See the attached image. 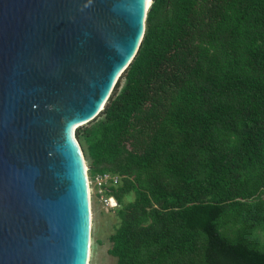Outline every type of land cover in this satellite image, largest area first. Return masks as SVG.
<instances>
[{"label":"trees","instance_id":"16d2710c","mask_svg":"<svg viewBox=\"0 0 264 264\" xmlns=\"http://www.w3.org/2000/svg\"><path fill=\"white\" fill-rule=\"evenodd\" d=\"M101 115L117 264H264V0H153Z\"/></svg>","mask_w":264,"mask_h":264},{"label":"water","instance_id":"95a60500","mask_svg":"<svg viewBox=\"0 0 264 264\" xmlns=\"http://www.w3.org/2000/svg\"><path fill=\"white\" fill-rule=\"evenodd\" d=\"M147 3L0 0V264L88 263L76 130L105 110L136 57Z\"/></svg>","mask_w":264,"mask_h":264},{"label":"rangeland","instance_id":"374dc122","mask_svg":"<svg viewBox=\"0 0 264 264\" xmlns=\"http://www.w3.org/2000/svg\"><path fill=\"white\" fill-rule=\"evenodd\" d=\"M104 116H98L91 123L84 125L79 129V132L82 137L85 136V133L92 131L98 123L103 120ZM81 148L84 150L87 148L84 139H81ZM85 156V152H84ZM86 164L88 167V177L89 183L92 181L90 178V166L89 160L85 156ZM91 189V209H92V243H91V255H90V264H117V260L108 254V250L111 247V243L109 238L112 234H114L115 230L120 225V220L117 216V209L110 210L105 207L102 198V191L94 185L90 184ZM264 198V196H263ZM135 197L133 194L126 197V202L134 201ZM262 240H264V235H261Z\"/></svg>","mask_w":264,"mask_h":264},{"label":"built area","instance_id":"2783aa9c","mask_svg":"<svg viewBox=\"0 0 264 264\" xmlns=\"http://www.w3.org/2000/svg\"><path fill=\"white\" fill-rule=\"evenodd\" d=\"M89 180V179H88ZM91 185L96 186L97 188H99L102 193L105 190L113 185H117L120 183L121 179L118 176H114L112 174H96L93 178H91ZM101 201L103 202V204L105 205L106 208L113 210L116 209L118 207V203L116 201V199L114 197L111 196H107L106 194H102V198Z\"/></svg>","mask_w":264,"mask_h":264},{"label":"bare ground","instance_id":"6f19581e","mask_svg":"<svg viewBox=\"0 0 264 264\" xmlns=\"http://www.w3.org/2000/svg\"><path fill=\"white\" fill-rule=\"evenodd\" d=\"M151 2H152V0H148V3H147V5L149 6V7H151L150 5H151ZM147 8L148 9V11H149V9L150 8ZM104 111V110H103ZM103 111H101L100 112V114L103 112ZM99 114V115H100ZM98 115V116H99ZM97 116V117H98ZM78 128H80L81 126H77ZM77 127H75V128H72L71 129V131H72V134H74V130L77 128ZM75 137V136H74ZM76 141L79 143V141H78V139H77V137H76ZM79 145H80V143H79ZM81 147V146H80ZM82 149V148H81ZM83 151V150H82ZM84 165H85V170L87 171L88 169V167H87V165H86V159L84 160ZM87 186H88V197H89V199H90V203H91V189H90V183H89V180H87ZM91 205V204H90ZM91 231H92V215H91V218H90V233H89V253H88V263L87 264H90V255H91V243H92V238H91V235H92V233H91Z\"/></svg>","mask_w":264,"mask_h":264}]
</instances>
